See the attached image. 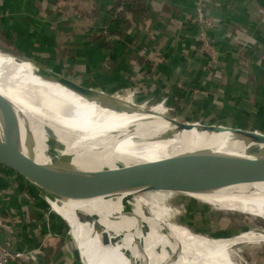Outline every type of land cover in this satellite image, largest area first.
Listing matches in <instances>:
<instances>
[{"label":"crops","instance_id":"1","mask_svg":"<svg viewBox=\"0 0 264 264\" xmlns=\"http://www.w3.org/2000/svg\"><path fill=\"white\" fill-rule=\"evenodd\" d=\"M235 1L219 0L212 10L218 22L209 31L217 45L215 60L192 46L193 31L186 21L193 0H144L145 12L128 13L126 22L110 13L113 0H0V49L31 54L28 59L43 70L79 85L103 86L109 94L127 92L136 103L165 97L176 114L187 104L184 122L243 128L246 113H255L249 106L252 98L264 97V23L258 22L264 0ZM92 3L99 5L106 32H89L96 19L90 10L87 19L78 13L77 20H61L66 6L79 12ZM148 109L164 116L159 108ZM63 230L34 198L30 185L0 166V242L23 252L20 261L28 264H82Z\"/></svg>","mask_w":264,"mask_h":264},{"label":"bare ground","instance_id":"2","mask_svg":"<svg viewBox=\"0 0 264 264\" xmlns=\"http://www.w3.org/2000/svg\"><path fill=\"white\" fill-rule=\"evenodd\" d=\"M0 95L16 110L23 149L41 162L62 159L79 168L99 169L201 151L223 165L233 184L186 195L222 211V221L264 220V168L242 167L248 166L245 159L261 153L257 144L247 145L228 132H176L156 112L117 96H87L58 82L32 60L1 51ZM210 135L220 142L230 139L243 149L220 147L218 141L207 140ZM5 140L0 129V149L4 151ZM143 192L142 196H132L130 191L91 199L47 196L46 201L65 219L82 264L86 263V250L79 241L85 237L105 259L94 258L91 264H235L229 253L236 244L234 239L264 242V232L253 230L233 233L236 237L196 233L167 219V209L160 203L164 188L150 185ZM103 232L109 242L101 239Z\"/></svg>","mask_w":264,"mask_h":264},{"label":"water","instance_id":"3","mask_svg":"<svg viewBox=\"0 0 264 264\" xmlns=\"http://www.w3.org/2000/svg\"><path fill=\"white\" fill-rule=\"evenodd\" d=\"M43 71L53 75L58 82L87 96L102 95L99 91L79 85L50 70ZM145 110L149 111L148 108ZM164 117L172 123L173 130L176 132L179 130L228 132L232 137L247 142V145H259L258 150L261 153L255 152L254 156L245 159L243 162L248 166L242 167L264 168V134L239 127L182 122L165 115ZM0 129L3 131L7 144L6 151L0 149V166L30 185L34 198L38 199L49 216L55 218L64 227L70 239L69 226L64 219L50 209L46 201L47 196L63 199H91L119 192H141L150 185H159L170 192L203 193L233 184L223 165L201 151L126 164L118 163L112 167L99 169L79 168L62 159L55 162H41L23 149L16 110L1 95ZM100 236L104 242H109L110 238L104 232Z\"/></svg>","mask_w":264,"mask_h":264},{"label":"rangeland","instance_id":"4","mask_svg":"<svg viewBox=\"0 0 264 264\" xmlns=\"http://www.w3.org/2000/svg\"><path fill=\"white\" fill-rule=\"evenodd\" d=\"M85 1L87 2L88 0H85ZM91 1L93 2V0ZM218 2L219 0H193L192 17L191 18L189 17L190 19L186 21L187 22L186 26L192 29L193 31V42H194L193 44L194 45L192 44V46H195L198 49V52L201 53V51H199L201 43H196L197 32L201 27L199 28L198 26L199 24L196 22H191V20H193V17L196 15L197 12H200L203 18L207 17L209 19V24L202 28L203 29V39H202L203 41L202 42H204V47H205V50H203L202 53L205 54V56H207L208 59L210 60L211 59L215 60V56H216L215 52L217 50V45L215 44L213 37L209 35V31L210 29L215 27L218 23L216 16H214L212 12L214 6H216ZM235 2L236 4H238L237 3L238 0H236ZM88 10H90V14H93L94 12H96V16H95L96 19L94 20V26L93 25H91L92 27L90 26L91 28L89 29V32L94 33L93 31L100 32L102 30L106 32L108 25L105 24L104 22L100 23L102 21L99 19L101 16V13H100L101 11L99 9V5L97 4H96V7L94 8V3H92L90 6L87 4L83 5V7L79 9V12L76 7L66 6L65 13H63V15L61 13V16H62L61 20H63L64 22H68L73 17H76V20H77L78 17H81V16L87 19L84 16L87 15ZM78 13H80L81 16ZM255 20H257V17H255ZM258 22L264 23L263 15H260V17L258 18ZM79 26L81 28L86 27L80 22H79ZM255 44H256V40H255ZM0 51L2 53H8V54H12L17 57L26 58V59L33 57V55L31 54H23L21 52L19 53L17 50L13 48H10L9 51H3L1 49ZM67 79H70V78H67ZM77 79H80V81H82L81 78L79 77H77ZM82 79H85L83 80L84 82L87 81L86 75L82 76ZM88 88L94 89L96 91H99L107 95H112L115 97L119 96L121 98H125L129 101H133V103L137 105H143V107H146V108H155V107L159 108V110H162L161 113L163 115L177 119V121L184 122V121H188L189 119L187 117L189 116L188 115L189 107L187 106V104L185 105L186 108L183 109L184 112L182 111L179 114H176L175 113L176 109L174 107V104L167 101L165 97L163 98L162 101H159V102L154 101V102H148V103H136L133 100L134 98L132 97V95L130 96L129 93L127 92L122 93L120 91H115V92H112V94H109L103 90V86H100V88H97V89L92 88V87H88ZM249 106L255 110L254 116L256 117L254 116L251 117L249 115L250 113H246V118L244 117V119L241 120V122H243V125H244L243 128L247 127L248 130H255L259 133L264 134V97L252 98ZM256 113L257 114L261 113L263 117H260V115L258 116ZM210 119L214 123L220 121L219 119H216V118H210ZM210 119L208 120L201 119L200 121H209ZM246 123L247 125H245ZM235 124L238 125L239 123L237 124L235 122ZM240 125L241 124H239L237 127H240ZM206 138L207 140L213 143L218 141L217 139H214V136L212 135H210V137L206 136ZM229 141L230 139H228L227 141H224L223 139L222 142L218 141L220 144L219 146L223 148L232 149V150L233 149L234 150L243 149V147H240V145H233L232 142H229ZM143 193H144L143 191L136 192L132 194V196L133 195L142 196ZM160 201H161L160 203L167 209V213H168L167 219L169 221L186 226L190 230L196 233L202 234L204 236H207V237L226 236L229 234H233L239 231H246V230H253L255 232H264V220L262 219H253V220L245 221L243 218L242 219L231 218V219H226L222 221L220 220L221 219L220 215L222 211L213 208L207 203L200 202L193 197L187 196L184 193L165 191L160 196ZM144 209L146 213H149L148 205H145ZM193 210H195L197 214H195ZM57 215H59L62 219H64L62 215L60 214H57ZM250 223L252 225H250ZM63 234L66 235L65 229L63 230ZM69 234L71 236V239H74V237L71 234L70 228H69ZM233 235L236 237V234H233ZM68 239L71 240L69 238V235H68ZM71 241H73L72 242L73 247H75V250H76L77 244L74 242V240H71ZM234 242L236 244L230 247L229 253H230L231 260L235 264H264V242L263 241H259L257 243L256 242L255 243H239V241L236 238V240L234 239ZM79 244H83V250H86V258H85L86 263L83 260L85 264H91L89 262L90 260L93 261L94 258L100 259L102 261L105 260L94 249L93 245L91 244L90 240L87 237H85V239L80 240Z\"/></svg>","mask_w":264,"mask_h":264},{"label":"built area","instance_id":"5","mask_svg":"<svg viewBox=\"0 0 264 264\" xmlns=\"http://www.w3.org/2000/svg\"><path fill=\"white\" fill-rule=\"evenodd\" d=\"M197 7V6H196ZM191 22H196L199 25V30L196 36V43H201L199 51L203 52L205 50L203 40V27L209 24V19L207 17L203 18L200 12H197L193 17ZM201 41V42H200ZM197 46V45H196ZM199 46V45H198ZM23 255V252L10 249L7 245H4L0 242V264H28L20 261V257Z\"/></svg>","mask_w":264,"mask_h":264},{"label":"trees","instance_id":"6","mask_svg":"<svg viewBox=\"0 0 264 264\" xmlns=\"http://www.w3.org/2000/svg\"><path fill=\"white\" fill-rule=\"evenodd\" d=\"M109 11L111 14L124 18L126 22L128 13L138 16L145 12L144 0H113Z\"/></svg>","mask_w":264,"mask_h":264}]
</instances>
